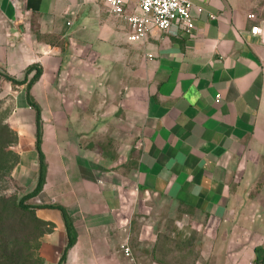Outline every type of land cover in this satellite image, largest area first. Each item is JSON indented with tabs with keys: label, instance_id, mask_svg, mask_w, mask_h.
Here are the masks:
<instances>
[{
	"label": "crops",
	"instance_id": "0c3cea01",
	"mask_svg": "<svg viewBox=\"0 0 264 264\" xmlns=\"http://www.w3.org/2000/svg\"><path fill=\"white\" fill-rule=\"evenodd\" d=\"M192 2V30L174 24L132 41L103 0H0L14 175L30 192L40 164L27 83L8 76L24 79L38 64L31 94L47 171L31 201L72 218L77 238L63 264H264V43L250 32L264 5ZM35 212L48 227L39 254L59 264L63 212Z\"/></svg>",
	"mask_w": 264,
	"mask_h": 264
},
{
	"label": "rangeland",
	"instance_id": "374dc122",
	"mask_svg": "<svg viewBox=\"0 0 264 264\" xmlns=\"http://www.w3.org/2000/svg\"><path fill=\"white\" fill-rule=\"evenodd\" d=\"M251 2H253L251 9L254 10L264 5V0H251ZM252 12L255 14L256 11ZM13 112L14 102L12 98L9 96L1 98L0 204L5 205V208L2 209L3 213L0 215V255L5 252L8 255H11V252H16L18 264H42L39 254L40 239L48 227L45 221L36 215V209H21L17 205L25 192L14 175L20 155L17 149L19 135ZM27 201L25 202L29 203ZM152 216V219L155 217L157 223L165 221V218H161L160 214ZM166 221H170V219L167 218ZM138 233L139 231H137V239ZM199 244L200 250L205 248L202 245V239H200ZM177 261L182 262L180 258H177Z\"/></svg>",
	"mask_w": 264,
	"mask_h": 264
},
{
	"label": "built area",
	"instance_id": "2783aa9c",
	"mask_svg": "<svg viewBox=\"0 0 264 264\" xmlns=\"http://www.w3.org/2000/svg\"><path fill=\"white\" fill-rule=\"evenodd\" d=\"M112 15L126 19L129 25V39L144 40L153 29L166 30L179 24L187 30L195 27L192 14V0H103ZM214 17V15H211ZM250 17L255 19L254 14ZM250 32L264 43V19L254 23ZM220 94L217 95L220 98ZM123 251L131 254L127 244Z\"/></svg>",
	"mask_w": 264,
	"mask_h": 264
},
{
	"label": "trees",
	"instance_id": "16d2710c",
	"mask_svg": "<svg viewBox=\"0 0 264 264\" xmlns=\"http://www.w3.org/2000/svg\"><path fill=\"white\" fill-rule=\"evenodd\" d=\"M35 69V73L32 76L30 80H28V74ZM43 72V68L38 65V64H33L29 66L26 70V76L24 79H16L12 76H8L9 79H11L15 84H23L27 83V100L28 103L35 108L36 110V125H37V149L39 151V164H40V169H39V180L37 186L30 192L25 193V195L19 200L18 202V207L21 209H36L37 207L40 206H47V207H58L62 210L64 219H65V224L67 227L68 235H69V241L68 244L65 248V251L63 252V255L61 256L59 264H63L64 261L66 260V255L68 249L75 243L76 238H77V231L75 229L74 223L72 218L69 216L67 210L65 207L59 204H51V203H46V204H37L33 203L31 201L32 197L37 195L44 187L45 181H46V171H47V164L45 160V154L42 150V123H41V107L37 103V101L34 99V97L31 94V87L36 80L41 76ZM18 163V162H17ZM28 200L29 203H26L25 201ZM27 201V202H28ZM5 208V205L0 204V215L3 213L2 209ZM46 224V222H45ZM257 253L260 251L264 252V246H259L256 248ZM12 253V254H11ZM11 255H8L6 252L0 255V263L2 264H18V257L16 252H11ZM42 264L43 258L41 257ZM259 264V262L257 263Z\"/></svg>",
	"mask_w": 264,
	"mask_h": 264
}]
</instances>
